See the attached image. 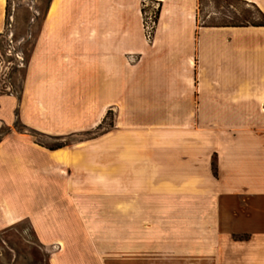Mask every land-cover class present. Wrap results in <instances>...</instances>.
<instances>
[{
	"label": "crops",
	"instance_id": "1",
	"mask_svg": "<svg viewBox=\"0 0 264 264\" xmlns=\"http://www.w3.org/2000/svg\"><path fill=\"white\" fill-rule=\"evenodd\" d=\"M140 1H49L20 95L0 94V126L9 130L0 134V229L25 219L53 221L52 236L67 247L54 264H264V75L254 77L252 62L258 51L264 67V42L254 49V40L239 38L264 34V26L199 25V0H150L160 10L147 47ZM241 1L264 14V0ZM5 29L6 1L0 0V33ZM129 54L141 56L131 63ZM112 109L122 132L102 134L90 151L100 153L103 163L89 151L81 163L77 147L54 148L15 127L17 121L69 135L97 126ZM193 124L213 127L217 212L111 215L116 235L109 240L101 228L92 236L106 246L95 251V262L78 259L65 242L77 235L72 223L109 220L78 212L83 201L103 193L81 187L78 197L73 172L79 165H99L117 179L133 174L134 193L171 197L183 188L174 185L173 174L183 177L189 165L205 168L209 161L204 132L197 155L187 135L166 133ZM61 174L67 182L56 180ZM100 177L97 186L106 189ZM7 210L19 221L9 224ZM125 232L131 235L128 261Z\"/></svg>",
	"mask_w": 264,
	"mask_h": 264
},
{
	"label": "rangeland",
	"instance_id": "2",
	"mask_svg": "<svg viewBox=\"0 0 264 264\" xmlns=\"http://www.w3.org/2000/svg\"><path fill=\"white\" fill-rule=\"evenodd\" d=\"M5 1L6 29L3 33H0V94L13 93L19 96L27 63L32 55L39 27L50 0ZM139 6L142 39L147 47H152L160 7L157 3H153L150 0H141ZM196 17L197 23L205 26L219 24L237 25L261 21L258 10L241 0H199ZM154 19L155 23H152ZM146 21H148L147 26L145 25ZM239 38L246 39L249 42L254 40V49H256L257 43L264 42V34L257 37L242 35ZM238 54L243 55V52ZM254 55L257 59L253 57V74L255 78H259L264 75V67L260 64L262 53L254 51ZM126 56L129 62L135 63L140 59L141 55L129 54ZM261 81L264 82V79H261ZM116 119L117 112L114 109L107 110L102 122L97 126L87 127L63 136L43 133L31 127L25 128L17 121L15 127L21 132L34 136L42 144L77 147V159L84 163L85 152L94 151L92 147H96L100 143L99 140L94 142L93 140L99 139L105 133L115 136L122 132V128L116 125ZM212 129L213 127L211 126L199 127L196 124L167 129L166 133L174 137L176 136L175 134L187 135V138H189V149L190 151H195V155H197V147H201L197 139L200 137L199 134L204 132V138L206 139L205 155L209 161L206 163L205 168L197 166V162L189 165V173L187 175L184 174L183 177L180 174H173L174 185L178 184V187L182 185L183 188L174 189L171 191V197L166 199L160 198V195L157 194L153 196L154 194L143 192L141 194L134 193L133 174L126 173L121 179H117V175L108 174L105 167L95 164L88 166L79 165L77 170L73 172V177L76 178L78 184V197H80V193H84L82 191L84 187L92 188L93 193L102 192L103 196L86 199L78 206V212L92 216L103 215L104 218L99 219H108L109 221L72 223L77 235L72 238H66L65 242L68 243L67 245L70 243L72 251L77 254V258L88 263L95 262V251L97 249L100 250V246L103 245L104 247L106 244L99 243V239L93 238L92 235L97 231H101V228L103 230L102 233L108 235L109 240L111 235H116L115 232H111V226L116 224L110 220L111 215L217 212L220 207L213 205L214 195L212 189V178L217 173V153L212 152V143L210 142ZM8 131L5 126H0V134ZM222 132L225 131L222 130ZM162 134L164 135V132ZM89 152L88 154L94 156V159L92 158L93 161L104 162L101 154L96 152V150L93 153ZM61 175H64V177H57L56 180L67 182L68 176L66 174ZM101 175L104 176L109 185L102 190L97 186L99 185L97 183L100 182L99 179H102ZM186 185L188 186L186 187ZM81 187L82 190H80ZM177 194L178 196H176ZM48 217L53 218L52 215ZM53 224V221L30 222V220L25 219L0 229V264H54L59 250L65 251L67 247L63 250L57 244L58 238L52 236ZM129 224L125 223L126 228ZM130 236L129 232L124 233V256L126 261L132 257L131 245L127 243ZM108 245L111 248L107 242ZM115 249L113 247V250H111L116 251Z\"/></svg>",
	"mask_w": 264,
	"mask_h": 264
},
{
	"label": "bare ground",
	"instance_id": "3",
	"mask_svg": "<svg viewBox=\"0 0 264 264\" xmlns=\"http://www.w3.org/2000/svg\"><path fill=\"white\" fill-rule=\"evenodd\" d=\"M53 8H54V6H52V9H53ZM11 208H12V207H11ZM6 213L9 215V217H8V219H7V222H8L9 224H13V223L19 221V219H18L17 217H14V216L11 215L12 212H11L10 210H7ZM59 244L62 245V241H60Z\"/></svg>",
	"mask_w": 264,
	"mask_h": 264
},
{
	"label": "trees",
	"instance_id": "4",
	"mask_svg": "<svg viewBox=\"0 0 264 264\" xmlns=\"http://www.w3.org/2000/svg\"><path fill=\"white\" fill-rule=\"evenodd\" d=\"M258 12H259V14L261 16V21L251 22L250 24L257 25V26H264V14L262 12H260L259 10H258ZM56 147H60V146L59 145H55L54 148H56Z\"/></svg>",
	"mask_w": 264,
	"mask_h": 264
},
{
	"label": "built area",
	"instance_id": "5",
	"mask_svg": "<svg viewBox=\"0 0 264 264\" xmlns=\"http://www.w3.org/2000/svg\"><path fill=\"white\" fill-rule=\"evenodd\" d=\"M152 23H155V19L152 21ZM145 25H148V21L145 22Z\"/></svg>",
	"mask_w": 264,
	"mask_h": 264
}]
</instances>
